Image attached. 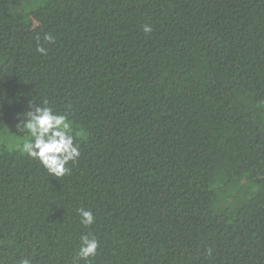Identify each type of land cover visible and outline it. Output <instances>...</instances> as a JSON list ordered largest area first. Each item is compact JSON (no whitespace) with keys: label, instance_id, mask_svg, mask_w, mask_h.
<instances>
[{"label":"trees","instance_id":"1","mask_svg":"<svg viewBox=\"0 0 264 264\" xmlns=\"http://www.w3.org/2000/svg\"><path fill=\"white\" fill-rule=\"evenodd\" d=\"M45 101L80 151L59 178L16 128ZM7 129L0 264H264V0H0Z\"/></svg>","mask_w":264,"mask_h":264},{"label":"clouds","instance_id":"2","mask_svg":"<svg viewBox=\"0 0 264 264\" xmlns=\"http://www.w3.org/2000/svg\"><path fill=\"white\" fill-rule=\"evenodd\" d=\"M146 33L151 32L150 26H145ZM39 39V38H38ZM45 40L51 42L52 37L45 35ZM41 54L46 53L42 46L37 47ZM28 111L22 113V118L16 128L20 132H27L31 139L22 144V151L28 157L37 160L50 176L62 177L69 172L66 167L69 161H75L80 156L78 145L74 142V135L70 121L65 115L57 114L52 107L29 105ZM81 223L90 226L94 223V216L90 210L78 209ZM99 247L98 240L91 234L81 237V245L77 254L78 259L88 261L95 257ZM21 264H30L24 259Z\"/></svg>","mask_w":264,"mask_h":264},{"label":"rangeland","instance_id":"3","mask_svg":"<svg viewBox=\"0 0 264 264\" xmlns=\"http://www.w3.org/2000/svg\"><path fill=\"white\" fill-rule=\"evenodd\" d=\"M17 133L20 136H22V134H21L22 132H20V131L17 130ZM13 135L14 134H10L9 129L2 131L0 133V143H8V142L10 143L11 142V139L10 138H13Z\"/></svg>","mask_w":264,"mask_h":264}]
</instances>
